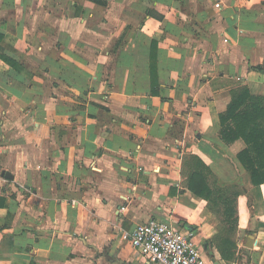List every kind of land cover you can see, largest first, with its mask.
<instances>
[{
	"label": "crops",
	"instance_id": "obj_1",
	"mask_svg": "<svg viewBox=\"0 0 264 264\" xmlns=\"http://www.w3.org/2000/svg\"><path fill=\"white\" fill-rule=\"evenodd\" d=\"M260 66L264 0H0V264H149L124 234L152 219L264 264V185L219 135Z\"/></svg>",
	"mask_w": 264,
	"mask_h": 264
},
{
	"label": "trees",
	"instance_id": "obj_2",
	"mask_svg": "<svg viewBox=\"0 0 264 264\" xmlns=\"http://www.w3.org/2000/svg\"><path fill=\"white\" fill-rule=\"evenodd\" d=\"M156 44L152 46L151 69L152 78L155 77ZM3 60L11 65L15 63L6 56ZM258 71L264 69L254 68ZM220 138L228 145L243 140L245 148L238 154L240 162L250 173L255 185H264V97L252 95L247 88L234 93L232 102L225 113L220 115ZM204 166L199 160H197ZM199 164V165H200ZM206 167L196 170L188 181L189 189L197 196L206 200L212 198V190L206 180ZM233 201H226V213H232L230 206Z\"/></svg>",
	"mask_w": 264,
	"mask_h": 264
},
{
	"label": "built area",
	"instance_id": "obj_3",
	"mask_svg": "<svg viewBox=\"0 0 264 264\" xmlns=\"http://www.w3.org/2000/svg\"><path fill=\"white\" fill-rule=\"evenodd\" d=\"M124 239L129 240L149 264H207L194 234L166 222L152 219L138 224L133 231L124 234Z\"/></svg>",
	"mask_w": 264,
	"mask_h": 264
}]
</instances>
